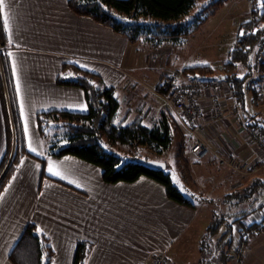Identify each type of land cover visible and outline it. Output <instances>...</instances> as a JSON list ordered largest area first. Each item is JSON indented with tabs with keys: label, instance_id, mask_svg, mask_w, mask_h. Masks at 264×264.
<instances>
[{
	"label": "crops",
	"instance_id": "0c3cea01",
	"mask_svg": "<svg viewBox=\"0 0 264 264\" xmlns=\"http://www.w3.org/2000/svg\"><path fill=\"white\" fill-rule=\"evenodd\" d=\"M68 2L7 0L6 3L8 55L15 86L18 80L20 83V90L17 91L16 86V91L24 130L25 121L28 122L25 131L27 150L44 159L45 166L32 158H24L0 197V264H12L10 254L29 223H34L51 239L55 253L53 264H73L79 242L92 245L85 264H151L163 253L166 264H175L168 253L193 222L198 209L194 205L187 207L170 200L165 187L152 179L143 177L132 184H106L103 172L97 166L72 156H46L37 123V116L41 113L88 112L83 89L58 84L64 65L97 75L117 92L119 88H133L132 82H141L143 77L149 79L154 72H162V78L165 69L173 67L168 61L174 47L170 43L160 47L131 44L110 28L75 15ZM236 5L235 1L230 8ZM247 10L251 13L250 6ZM179 66H183V62L174 67ZM239 68L228 70L238 73ZM224 84L227 86L223 94L224 118L219 124H211L206 102L201 136L214 153L223 154L227 147L234 158L259 165L260 169L251 176L239 175L224 170L214 154L205 160H197L191 155L204 164L202 168L207 174L204 181L210 183V198H226L224 201H228V198L237 196L242 208L244 203L255 201L244 211L235 213L251 212L246 218L238 222L235 221L239 218H226L239 227L237 235L240 239L243 225L263 220L264 213L259 209L264 203L260 206L259 201L264 194V153L250 143L248 138L253 132L246 123L239 121L233 125L230 109L231 102L235 101L228 84ZM149 105L151 108L140 114L129 108L127 111L130 112L119 119L132 123L140 117L146 126L158 123L165 109L158 106L153 109L152 100ZM81 106H86V110H79ZM255 117L260 118L258 114ZM180 133L187 138L185 150H190L193 140L190 141L187 131L181 130ZM29 144L36 149L35 152L29 150ZM5 151L0 100V163ZM50 165L60 173L59 176L49 172ZM253 190L256 192L250 196ZM241 192L246 194H238ZM252 206L257 208L249 210ZM233 230L236 232L235 228ZM229 240L231 243L232 238H224L225 244ZM200 247L202 259H207L209 264H218L221 255L227 260L224 264H264V230L248 239L241 260L232 259L228 247L221 248L225 251L217 250L214 241L211 242L213 253L210 255L202 251L201 242Z\"/></svg>",
	"mask_w": 264,
	"mask_h": 264
},
{
	"label": "trees",
	"instance_id": "16d2710c",
	"mask_svg": "<svg viewBox=\"0 0 264 264\" xmlns=\"http://www.w3.org/2000/svg\"><path fill=\"white\" fill-rule=\"evenodd\" d=\"M226 1L228 0H213L204 10L218 8ZM262 3L264 0H252L254 8L250 13L251 19L243 24V34L238 40L237 47L235 46L231 51L232 63L229 64L231 67L241 66L249 69L254 60H261L264 57V7H261ZM196 5L197 0H69L68 2L70 10L75 15L89 18L110 28L131 44L141 43L156 47L169 43L175 47L182 38L196 32L191 29L189 22L183 20ZM0 46L4 50L0 54V100L6 136V151L0 163L1 195L16 174L24 157L39 160L43 167L45 161L38 159L27 150L25 130L8 55L9 36L7 29L3 27L2 16H0ZM168 64L171 65L170 60ZM69 69L73 70L74 76L64 77L63 75ZM260 70L262 71L260 79L262 82L264 80V60ZM213 74L214 70L210 67L185 68L182 72L183 77L186 76L189 82L216 80L211 78ZM248 75L240 77L235 72L221 79L228 84L234 101L241 108L245 107V89L247 88L245 78ZM58 84L83 89L88 112L78 114L54 111L38 114L37 123L46 156L56 158L72 156L97 166L102 170L103 181L106 184H132L146 177L163 185L170 200L187 207L193 205L173 184L171 175L167 172L168 166L166 170L152 168L141 162V160L147 162L148 159L138 157L127 159L108 149V145L121 143L130 153L134 154H137L140 147H146L159 156L167 153L174 140L180 135L179 132L184 129L166 104L168 110L162 112V118L158 123L153 122V125L146 126L139 117L134 122L126 124V120H120L118 117L121 102L116 96V89L105 85L97 75L64 65L58 77ZM248 88L252 91L254 103L262 99L254 82H251ZM157 90L155 93L160 96ZM245 125L253 132V136L259 135L264 140L263 118L252 117L251 121ZM188 137L192 141L189 133ZM182 138L185 151L184 142L187 138L185 136ZM14 139V156L9 163ZM259 169L260 166H257V170L250 174H256ZM254 192L256 191H251L250 196ZM263 206L260 209L263 210ZM250 214L252 213L239 214V219L235 222ZM243 226L245 227L241 229L240 240L247 243L253 234L264 230V215L259 223ZM231 233H233L232 226H229L222 239ZM220 245L216 247L217 250L223 247ZM91 247L89 242H79L73 264H85ZM54 256L49 236L41 232L34 223H29L9 259L12 264H46V262L53 264ZM206 264H209L208 261Z\"/></svg>",
	"mask_w": 264,
	"mask_h": 264
},
{
	"label": "rangeland",
	"instance_id": "374dc122",
	"mask_svg": "<svg viewBox=\"0 0 264 264\" xmlns=\"http://www.w3.org/2000/svg\"><path fill=\"white\" fill-rule=\"evenodd\" d=\"M212 1L213 0H197V5L193 8L190 14L183 19L185 22H189L191 29L196 32H192L188 37L182 38L173 48L170 57L173 67L166 68L164 74L167 72L170 73L171 71H179L182 73L186 67H210L214 70V74L211 78L220 81L223 77L232 74L235 71L233 69L228 70V68L236 69V67H231L229 65L232 63L231 51L234 50L240 39L243 24L248 21V18L250 19V12H248L247 9L250 6L251 11L253 10L254 7L252 5V0L251 2L250 0H228L218 8H208L207 10H204V8H206V6ZM232 1H236L238 5L230 8L231 3H234ZM263 60L264 57H262L261 60H254L250 66L251 68H249L250 70L244 69L241 66L237 70V74L240 77H244L246 74L249 75L245 78L247 87L245 89V107L241 108L236 102H231L230 111L232 115H230L233 120V125H237L239 121L248 123L251 121L252 117L257 116V114L260 118L264 119V98L262 97L257 103H254L252 91L248 88L250 87V83L254 82L255 88L259 90L260 93L264 90V80L262 82L260 80L262 77L260 67ZM179 62H183L184 67L179 66L178 68H175L174 66H177ZM72 71L69 69V71L63 76L67 78L72 75L74 76V72ZM162 74V72H154L149 79L139 77L141 78V82H132L133 88H119L116 94L122 107L119 110L118 117H123V115L128 114L130 112L127 111L129 108L132 109V112L136 111L139 114L143 111L149 110V108H151L149 105L151 100L153 102V109H156L158 106L160 109L168 110L165 106L164 100L154 94L160 86V77ZM184 78V80H189L186 76H184ZM222 82L226 83L224 81ZM225 87L227 89V86ZM126 124H129V122L127 121ZM248 139L250 140V143L255 145L252 135H250V138ZM258 139L263 140L261 138ZM180 141H183L182 133H180V135L174 140L171 149L160 156L154 154L146 147H140L137 154L130 153L127 147L121 143H116L113 146L108 145V149L109 151L127 159L138 157L148 159L149 161L165 163L168 166L167 172L171 175L173 184L177 186L185 198L193 203L198 209L193 222L186 228L184 235L176 241L171 252L168 253L170 260L172 259L175 264H206L207 259H202L204 256L202 257L200 252V242L201 246L204 247L205 253L210 255V253H213L210 249L211 242L213 241L216 247H218V244H223L222 248L228 247L229 250L231 249L233 255L231 256L232 259H235V257L239 260L243 259L247 243L238 239L239 236L237 235V232L239 227L235 226L236 224L234 221L228 222L226 218L229 216L234 219L239 218V215L235 213L238 211H244L249 205L254 204L255 201L246 204L244 203V208H242V205L238 202L240 200L236 199L237 196L228 198V201H224L226 198H210V183L204 181L207 178V174L202 168V165H204L203 162H201V164L197 162L188 149L184 151V147ZM14 147L15 139L9 163L14 156ZM258 150L264 153L263 150ZM38 159L44 160L42 158ZM238 194L245 195L246 193L241 192ZM238 197L242 198V196L239 195ZM259 202L260 206L264 203V194ZM255 208L257 207L252 206L249 207V210ZM262 212L264 213V206ZM231 225L233 231V233H231L232 236L228 234L226 235V238H232V242L230 243L229 240L226 241L225 244L222 236L228 231V228ZM233 228H235L236 232ZM203 239L204 242H202ZM163 256L165 258L164 263L166 264L167 259L164 253ZM224 262H227V260L221 255L218 264H224Z\"/></svg>",
	"mask_w": 264,
	"mask_h": 264
},
{
	"label": "built area",
	"instance_id": "2783aa9c",
	"mask_svg": "<svg viewBox=\"0 0 264 264\" xmlns=\"http://www.w3.org/2000/svg\"><path fill=\"white\" fill-rule=\"evenodd\" d=\"M3 51L0 46V54ZM225 91L226 87L222 81L189 82L184 80L179 71L164 74L157 90L178 123L189 133L193 140L190 151L197 160H205L214 154L216 161L224 170L249 175L252 171L257 170L256 165H249L234 158L233 152L227 147L223 149V154L214 153L200 133L206 102L208 103L209 122L214 125L223 119L225 114L223 94ZM261 97L264 98V90L261 92ZM253 139L257 148L264 151V140L255 136ZM164 259L163 255H158L152 264H165Z\"/></svg>",
	"mask_w": 264,
	"mask_h": 264
},
{
	"label": "snow or ice",
	"instance_id": "6c2138e0",
	"mask_svg": "<svg viewBox=\"0 0 264 264\" xmlns=\"http://www.w3.org/2000/svg\"><path fill=\"white\" fill-rule=\"evenodd\" d=\"M6 3H7V0H0V16H2V19H3V27L5 29H8L9 28V16H8L6 10H5L6 9ZM261 7H264V3L261 4ZM81 67H84V66L81 65ZM16 86H17V91H19L20 90L19 80L17 81V85ZM21 108L23 109V102H21ZM79 110H81V111L86 110V106H81ZM27 125H28V122L25 121V131L28 130ZM29 150L33 151V152L36 151L35 148H32L31 144H29ZM49 172L52 175H56V176L60 175L59 172L53 170V167L51 165L49 166ZM61 178H63V177H61ZM46 264H50V262H46Z\"/></svg>",
	"mask_w": 264,
	"mask_h": 264
},
{
	"label": "water",
	"instance_id": "95a60500",
	"mask_svg": "<svg viewBox=\"0 0 264 264\" xmlns=\"http://www.w3.org/2000/svg\"><path fill=\"white\" fill-rule=\"evenodd\" d=\"M141 162L146 163L148 166H150L152 168L161 169V170L167 169V165L163 162H159V161H147V162H145L144 160H141Z\"/></svg>",
	"mask_w": 264,
	"mask_h": 264
}]
</instances>
